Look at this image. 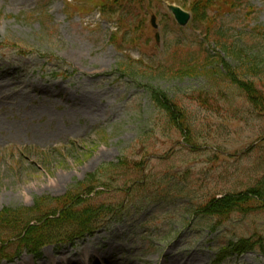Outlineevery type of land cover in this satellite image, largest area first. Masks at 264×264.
<instances>
[{
  "label": "rangeland",
  "instance_id": "374dc122",
  "mask_svg": "<svg viewBox=\"0 0 264 264\" xmlns=\"http://www.w3.org/2000/svg\"><path fill=\"white\" fill-rule=\"evenodd\" d=\"M41 4L45 18L34 13ZM68 4L75 2L0 0V211L31 208L42 197L61 199L98 168L124 157L149 162L147 171L157 173L160 184H165L166 173H176L171 190L177 183L189 194L181 200L160 197L139 203L143 195L129 197L124 186L135 170L120 171L119 176L115 171L112 180L104 182L105 193L86 202L115 209L100 220L93 237L60 249L47 246L38 259L22 253L0 264H92L88 254L97 260L94 264H213L228 241L264 234L263 212L234 214L212 234L205 216L188 211L190 201L203 203L263 178L264 115L228 103L236 95H224L219 115L206 113L188 98L204 85L201 80H158L151 74L150 81L146 76L139 79L174 93L186 105L199 147L191 152L172 144L183 141V135L171 131L162 137L156 130L143 144V135L159 124L150 121L152 106L139 86L114 75V65L124 56L111 42L112 33L120 31L116 16H103L96 8L74 12ZM251 5L255 14L245 18L239 13L229 20L232 32L261 25L264 33V0H252ZM148 11L159 17L160 45L145 26L149 39L142 36L139 44L123 46L126 57L138 61L142 71L163 63L193 38L192 30L177 28L161 4L153 2ZM54 57L64 60L70 67L66 72L74 74L54 78ZM19 92L20 97L13 96ZM160 190L169 192L164 185ZM221 264H264V257L251 252Z\"/></svg>",
  "mask_w": 264,
  "mask_h": 264
},
{
  "label": "trees",
  "instance_id": "16d2710c",
  "mask_svg": "<svg viewBox=\"0 0 264 264\" xmlns=\"http://www.w3.org/2000/svg\"><path fill=\"white\" fill-rule=\"evenodd\" d=\"M259 52L252 51V53L243 54L247 56L233 51L230 52L232 61L238 63V65L235 64V67L242 71H239L238 76L236 72L231 74L232 79L237 76L236 78L241 88L255 102H259V97L253 96L255 93L254 83L247 82L243 75H250L256 73V71L264 70L262 69L264 68V61ZM125 66L122 63L118 65L121 69H124ZM203 66H206V64L204 63ZM203 66L192 67L190 64H185L180 73L172 76V78L179 80L184 77L196 78L205 76L208 71ZM185 70L189 71L183 74ZM160 96L163 101H160ZM155 99L166 106V101H164L161 94L157 95ZM261 99L264 102L262 96L260 97ZM166 109L169 112L167 106ZM169 115L174 124L177 122L178 125H181V119L183 118L181 110L178 109L177 114ZM117 168L113 164L103 165L96 174L91 175L90 178L85 180L86 182L77 184L74 190L67 192V195L61 199L42 197L36 199L34 206L31 208H3L0 211V260L11 261L21 250L37 256L41 248L46 245L72 244L76 239L91 235L94 231L93 227L104 208L103 206L95 208L87 205L80 196L91 194L93 188L90 189V186L100 183L101 179L107 181V176L116 171ZM251 193L262 196L264 190L260 191V189L255 188ZM246 200L249 202L251 199L247 198ZM212 202L213 200L210 203ZM245 202L241 205L236 198H225L213 202L210 209L209 206H206V211L213 212L212 214L222 213V215H227L232 212V209H237V211L242 210L246 213L248 209L244 205ZM232 206L235 207L231 208ZM10 239H14L15 242H9ZM254 247V244H248L245 241H240L234 245V249L240 253L251 250Z\"/></svg>",
  "mask_w": 264,
  "mask_h": 264
},
{
  "label": "water",
  "instance_id": "95a60500",
  "mask_svg": "<svg viewBox=\"0 0 264 264\" xmlns=\"http://www.w3.org/2000/svg\"><path fill=\"white\" fill-rule=\"evenodd\" d=\"M168 9H169V10H172L173 13L176 15L177 18H179V17H185V15H183L182 12H181L180 10H178V9H176V8H174V7H170V6H168ZM185 18H186V17H185ZM185 22H186L185 19L182 20V23H185Z\"/></svg>",
  "mask_w": 264,
  "mask_h": 264
},
{
  "label": "bare ground",
  "instance_id": "6f19581e",
  "mask_svg": "<svg viewBox=\"0 0 264 264\" xmlns=\"http://www.w3.org/2000/svg\"><path fill=\"white\" fill-rule=\"evenodd\" d=\"M10 94L12 95L13 93H10ZM13 96H15L16 98L20 97V92H19L18 94H16V95H13ZM5 97H6V96H4V98H5ZM87 259H89V261L93 259L92 264H94V263H98L97 260L94 259L92 255H89V254H88V255H87ZM24 264H28V263L25 262Z\"/></svg>",
  "mask_w": 264,
  "mask_h": 264
}]
</instances>
